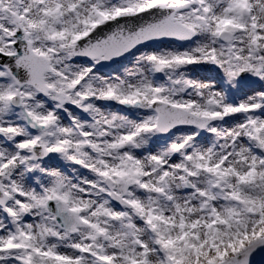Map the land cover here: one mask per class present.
<instances>
[{
  "label": "snow or ice",
  "instance_id": "obj_1",
  "mask_svg": "<svg viewBox=\"0 0 264 264\" xmlns=\"http://www.w3.org/2000/svg\"><path fill=\"white\" fill-rule=\"evenodd\" d=\"M0 264H264V0H0Z\"/></svg>",
  "mask_w": 264,
  "mask_h": 264
},
{
  "label": "bare ground",
  "instance_id": "obj_2",
  "mask_svg": "<svg viewBox=\"0 0 264 264\" xmlns=\"http://www.w3.org/2000/svg\"><path fill=\"white\" fill-rule=\"evenodd\" d=\"M130 66V65H129ZM118 67V66H117ZM121 71H122V69H121Z\"/></svg>",
  "mask_w": 264,
  "mask_h": 264
}]
</instances>
